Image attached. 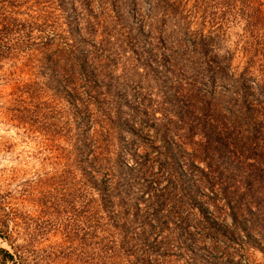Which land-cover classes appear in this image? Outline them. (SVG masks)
Listing matches in <instances>:
<instances>
[{
    "label": "trees",
    "instance_id": "1",
    "mask_svg": "<svg viewBox=\"0 0 264 264\" xmlns=\"http://www.w3.org/2000/svg\"><path fill=\"white\" fill-rule=\"evenodd\" d=\"M8 1L1 4L0 32L54 28L61 13L71 32L76 29L71 43L76 50L62 59L63 68L70 61L75 76L55 75L54 87L65 96L63 113L81 119L86 131L74 132L83 140L74 143L73 166L66 169L69 198L53 208L45 202L42 226L68 239L79 235L78 246L66 255L141 256L137 264H159L156 256H187L182 264H204L206 258L242 264L250 249L264 253V72L257 78L247 66L229 73L230 55L216 50L223 18L241 17L247 30L257 24V10L246 8L250 0H236L239 8L235 0H193L189 8L184 0H153L163 19L175 16L182 29L177 48L143 65L156 70L163 65L173 77L175 89L161 98L118 96L116 87L97 77L102 58L90 38L96 29L91 2L117 11L132 0H70L75 25L68 0L30 6L23 18L17 15L21 2ZM198 15L202 26L190 29ZM48 44L51 39L42 47ZM219 81L232 82L229 96L217 88ZM104 85L114 99L99 90ZM13 213L0 198V237L13 251L0 250L25 264L24 245L11 240Z\"/></svg>",
    "mask_w": 264,
    "mask_h": 264
},
{
    "label": "rangeland",
    "instance_id": "2",
    "mask_svg": "<svg viewBox=\"0 0 264 264\" xmlns=\"http://www.w3.org/2000/svg\"><path fill=\"white\" fill-rule=\"evenodd\" d=\"M49 1L16 0L17 3L21 2V13L17 15L28 17L31 7L48 6ZM53 1L55 5L57 2ZM70 2L68 0L73 21L71 25H75L76 14L73 13H77V10L73 9V4L77 0L73 4ZM131 2L128 1L120 9L122 12L111 11L110 7L104 10L99 2H91L94 15L91 18L96 29L90 38L96 43L102 58V63L97 67V77L101 83L116 87L118 96L161 98L175 89L173 77L163 65L157 70L143 65L153 55L163 56L178 47L181 21L178 22L175 16L163 19L153 0ZM184 2L186 8L193 4V0ZM235 2L239 8L241 3ZM4 3L9 4V1L0 0V11ZM248 5L246 8L249 11L257 10V24L247 30L241 17L223 18L216 50L219 56L224 52L230 55L229 73L241 72L249 66V73L259 78L260 72H264V0H250ZM59 11L57 9L55 13ZM60 15L54 28L47 26L43 31L15 28L0 32V198L4 206L14 212L8 221V227L14 229L11 240L24 245L25 264H137L135 260L141 256L66 255L69 247L78 246L79 235H71L68 239L58 230L42 229L46 218L43 211L45 202L53 208L56 207L55 202L61 204L69 198L70 180L65 179L66 169L73 166L76 140H83L81 136L75 137L74 132L77 128L86 131V124H81V119L63 113L67 111L65 96L56 93L54 87L55 75L63 79L75 76L70 61L63 68L62 59L65 52L76 50L71 49L72 34L76 29L73 28L71 32L67 17L62 13ZM200 17L194 16L190 20V29L202 26L198 23ZM218 21L221 20L218 18L216 24ZM202 28L208 29V24ZM83 33L89 37L85 30ZM48 39H51V44L44 45V49L42 43ZM135 39L139 40V44ZM152 44L154 47L157 44V51L155 48L150 50ZM58 56L60 62H57ZM73 58L70 59L73 61ZM58 64H62L59 70L56 69ZM231 84L219 81L216 86L229 96L227 87H231ZM104 86L99 90L110 95ZM113 88L111 91H114ZM109 95L107 100L114 99ZM100 97H103L102 94ZM223 104L222 109L226 110V103ZM0 247L13 251L2 237ZM156 257L161 260L159 264H182L187 256ZM203 262L212 264L208 258ZM241 262L264 264V253L250 249L246 256H241ZM0 264L15 262L0 250Z\"/></svg>",
    "mask_w": 264,
    "mask_h": 264
}]
</instances>
